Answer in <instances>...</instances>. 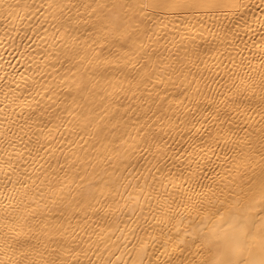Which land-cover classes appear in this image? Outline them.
<instances>
[{
  "label": "bare ground",
  "instance_id": "bare-ground-1",
  "mask_svg": "<svg viewBox=\"0 0 264 264\" xmlns=\"http://www.w3.org/2000/svg\"><path fill=\"white\" fill-rule=\"evenodd\" d=\"M262 197L264 0H0V264H228Z\"/></svg>",
  "mask_w": 264,
  "mask_h": 264
},
{
  "label": "snow or ice",
  "instance_id": "snow-or-ice-1",
  "mask_svg": "<svg viewBox=\"0 0 264 264\" xmlns=\"http://www.w3.org/2000/svg\"><path fill=\"white\" fill-rule=\"evenodd\" d=\"M264 201V197H262ZM261 210L264 211V203H262ZM259 236V258H251L252 253L250 248H246L244 245L245 240H256ZM241 243L238 245L235 252V258L228 261V264H264V216L261 217V224L259 226H253L245 231L241 229L240 236ZM248 251V256L244 255L245 251Z\"/></svg>",
  "mask_w": 264,
  "mask_h": 264
}]
</instances>
